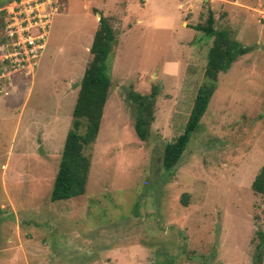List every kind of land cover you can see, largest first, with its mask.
I'll return each mask as SVG.
<instances>
[{
    "label": "rangeland",
    "instance_id": "374dc122",
    "mask_svg": "<svg viewBox=\"0 0 264 264\" xmlns=\"http://www.w3.org/2000/svg\"><path fill=\"white\" fill-rule=\"evenodd\" d=\"M62 2L30 75L11 78L8 95L0 94V264H254L256 232H264V195L250 188L264 165V0H195L188 28L149 20L122 27L125 9L128 22L146 16L134 2ZM208 8L248 52L219 74L199 128L167 171L163 146L181 133L211 44L190 27ZM100 15L117 44L99 132L85 151V193L52 202ZM4 53L0 45L1 64ZM152 88L154 122L140 141L128 93Z\"/></svg>",
    "mask_w": 264,
    "mask_h": 264
},
{
    "label": "trees",
    "instance_id": "16d2710c",
    "mask_svg": "<svg viewBox=\"0 0 264 264\" xmlns=\"http://www.w3.org/2000/svg\"><path fill=\"white\" fill-rule=\"evenodd\" d=\"M200 16L202 19L199 23L190 28L210 38L211 44L206 52L202 81L196 90L181 133L163 146L161 166L167 171L179 162L191 135L199 128L200 121L207 112L211 97L217 88L219 74L229 70L240 56L248 52V49L237 41L232 29L220 25V18L212 9H206L204 16ZM5 17V11L1 10L0 45L7 42L4 32ZM116 44L117 34L111 20L100 15L89 48L91 58L83 71L71 113V123L65 135L50 190L49 198L52 202L77 198L85 193L90 170V157L85 151L91 147L99 132L103 109L111 86L107 60L113 54ZM6 64L7 62L0 63V73L2 66ZM156 96L157 91L154 88L145 94L134 90L128 93V98L135 109L133 129L140 141H145L150 135V128L154 122ZM250 188L255 194L264 195V165L259 169ZM186 196L182 195V204L186 203ZM256 237L258 243L254 248V264H260L264 254V232L257 231Z\"/></svg>",
    "mask_w": 264,
    "mask_h": 264
},
{
    "label": "built area",
    "instance_id": "2783aa9c",
    "mask_svg": "<svg viewBox=\"0 0 264 264\" xmlns=\"http://www.w3.org/2000/svg\"><path fill=\"white\" fill-rule=\"evenodd\" d=\"M62 7L60 0H11L4 7L7 42L2 44L5 46L2 62L7 64L0 73V94L8 95L14 75H30L35 59L44 48L51 18Z\"/></svg>",
    "mask_w": 264,
    "mask_h": 264
},
{
    "label": "crops",
    "instance_id": "0c3cea01",
    "mask_svg": "<svg viewBox=\"0 0 264 264\" xmlns=\"http://www.w3.org/2000/svg\"><path fill=\"white\" fill-rule=\"evenodd\" d=\"M171 2V6L162 5L166 2ZM124 2H134L145 11L146 16L139 18L136 16L131 22L127 21V10L123 11L120 15V25L123 27L124 24L131 25L132 21L134 24L142 25L146 20H149V23L154 26H160L163 28H174V25H180L182 27L188 28L185 26V22L190 21L194 18V14H197V9H194L193 5L195 0H124ZM157 6L161 7L162 11L159 13L155 12ZM173 9V12H165L164 10ZM115 12H109V15H113ZM188 16L190 18H188ZM106 17V16H105ZM187 25V24H186ZM143 26V25H142Z\"/></svg>",
    "mask_w": 264,
    "mask_h": 264
},
{
    "label": "water",
    "instance_id": "95a60500",
    "mask_svg": "<svg viewBox=\"0 0 264 264\" xmlns=\"http://www.w3.org/2000/svg\"><path fill=\"white\" fill-rule=\"evenodd\" d=\"M99 17V14H96Z\"/></svg>",
    "mask_w": 264,
    "mask_h": 264
}]
</instances>
